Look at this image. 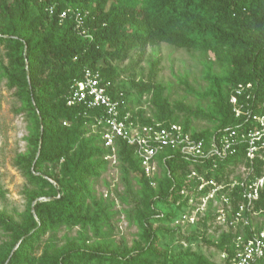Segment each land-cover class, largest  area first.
<instances>
[{
    "label": "trees",
    "instance_id": "obj_1",
    "mask_svg": "<svg viewBox=\"0 0 264 264\" xmlns=\"http://www.w3.org/2000/svg\"><path fill=\"white\" fill-rule=\"evenodd\" d=\"M62 12L67 17H61ZM163 42L200 50L224 64L223 74L210 77L208 110L179 105L186 113L180 118L164 97L163 84L139 80L127 88L117 82L119 74L111 60L136 50L141 52V63L149 45ZM0 45L8 50L10 84L18 89L32 121L28 152L18 156L17 162L39 188L22 222L0 213V226L10 232L9 241L0 247V264H172L159 247L160 234L154 223L172 221L186 204L180 190L195 184L188 178L192 166L220 181L221 172L238 159L242 161L243 153L210 169L212 162L187 161L179 151L170 150L159 157L163 174L152 179L135 147L119 139L121 178L125 193L133 196L132 214L141 230L139 243L128 253L110 246L87 253L73 246L35 257V243L57 224L90 226L100 234L114 204L98 200L90 184L91 177L100 176L109 164L105 156L110 150L95 120L102 109L87 111L83 104L69 105L68 95L86 69L92 68L110 82L109 93L120 102L123 113H131V120L180 122L186 131L206 139L227 129L250 126L246 112L260 113L264 102V0H0ZM131 89L136 90L135 96ZM147 92L152 93V116L134 106ZM233 95L241 115L230 101ZM195 119H204L210 126L197 130ZM95 128L99 133L88 137ZM252 167L249 177L261 176L264 160L257 158ZM131 176L139 189H134ZM159 203L176 205L177 210L160 212ZM261 207L264 189L256 205ZM234 237L231 231L206 241L232 253ZM180 264L216 263L201 254Z\"/></svg>",
    "mask_w": 264,
    "mask_h": 264
},
{
    "label": "rangeland",
    "instance_id": "obj_2",
    "mask_svg": "<svg viewBox=\"0 0 264 264\" xmlns=\"http://www.w3.org/2000/svg\"><path fill=\"white\" fill-rule=\"evenodd\" d=\"M71 9L77 10L74 6ZM140 54V51L133 50L110 61L119 74L118 83L125 84L127 88L130 87L131 81L139 80L163 84L164 97L169 101L175 115L180 118L186 113L177 108L179 105L206 110L210 108L211 100L207 96L212 84L210 77L224 73L225 66L221 61L200 50L180 48L165 42L149 45L142 62L138 63ZM156 60L159 61L154 64ZM9 62L8 50L0 45V213L14 222H22L30 199L39 188L17 162L18 156L28 152V136L32 121L18 89L10 84L6 74ZM131 90L135 96L136 90ZM151 98V92L145 93L142 102L134 104L135 109L141 108L147 116H152L155 108ZM209 126L204 119L193 120V127L197 130ZM96 133H99V130L95 128L87 136L92 138ZM260 156L258 158L264 160V154ZM161 166L160 164L156 177L163 174ZM251 174L253 170L249 162L245 158L242 161L238 159L221 172L219 182L225 185L234 184L237 180H245ZM131 180L134 189H139L133 176ZM90 184L92 193L98 200H103L106 205L114 203L110 206L109 219L102 224L100 234H96L90 226L83 228L80 225L57 224L40 236L32 250L33 256L55 254L73 246L80 247L87 253L98 247L108 246L118 252L128 253L139 243L141 230L132 214L133 196L127 195L124 191L120 162L109 163L108 169L100 176L91 177ZM229 189L230 187H226L227 192ZM258 191L261 195L262 186ZM237 193L238 190L235 189V195L232 196L233 209L241 202ZM123 197L126 200H123ZM257 201L253 202L255 208ZM32 204H35V201ZM156 208L164 213L177 210L176 205L168 206L163 203L157 204ZM176 213L172 221L154 223L160 234L159 247L168 253L172 264L186 262L190 257L201 254L216 264L228 262L222 258V251L206 241L210 238L218 239L224 230L216 218L211 217L209 220V217H200L192 223L179 218L178 211ZM251 225L255 233L264 231V207L251 215ZM239 230L245 235L248 233L243 225ZM9 239L10 232L0 226V247Z\"/></svg>",
    "mask_w": 264,
    "mask_h": 264
},
{
    "label": "built area",
    "instance_id": "obj_3",
    "mask_svg": "<svg viewBox=\"0 0 264 264\" xmlns=\"http://www.w3.org/2000/svg\"><path fill=\"white\" fill-rule=\"evenodd\" d=\"M48 8L53 12V6ZM61 17H67V13L62 12ZM109 85L110 82L105 80L99 70L87 68L84 78L73 85L68 95V104H83L87 111L102 109V114L96 116L95 120L104 146L110 150L105 156L110 164L119 162V139L135 147L145 173L152 179L159 171V157L170 150L179 151L187 161H199L200 164L212 162L210 169L241 152L252 166L255 160L264 154V102L260 113L246 112L252 123L250 126L227 129L206 139L186 131L180 122L165 123L153 119L149 124H142L131 120V113H123L120 102L109 93ZM237 92L241 93L240 90ZM230 101L236 114L241 115L237 97L233 95ZM163 163H166L165 158ZM249 176L248 181L246 178L225 185L215 178H208L205 172H200L192 166L188 178L195 180V184L180 190L186 204L179 211V218L192 223L200 217H209V220L211 217L216 218L224 228L221 234L231 231L235 234L232 253L221 252L222 258L227 259L230 264H264V231L255 233L251 225V215L258 210L253 207V202L261 196L259 187L264 189V176ZM151 182L155 185L153 180ZM226 187H230L228 192ZM235 189L238 190L237 197L241 202L233 209L232 196L235 195ZM241 225L247 228V235L239 230Z\"/></svg>",
    "mask_w": 264,
    "mask_h": 264
}]
</instances>
